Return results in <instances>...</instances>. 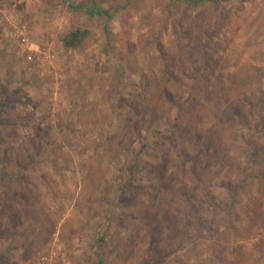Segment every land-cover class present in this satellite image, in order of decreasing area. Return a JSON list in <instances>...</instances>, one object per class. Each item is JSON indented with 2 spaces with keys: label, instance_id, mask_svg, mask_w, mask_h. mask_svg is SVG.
<instances>
[{
  "label": "rangeland",
  "instance_id": "obj_1",
  "mask_svg": "<svg viewBox=\"0 0 264 264\" xmlns=\"http://www.w3.org/2000/svg\"><path fill=\"white\" fill-rule=\"evenodd\" d=\"M259 149L264 0H0V264H264Z\"/></svg>",
  "mask_w": 264,
  "mask_h": 264
},
{
  "label": "trees",
  "instance_id": "obj_2",
  "mask_svg": "<svg viewBox=\"0 0 264 264\" xmlns=\"http://www.w3.org/2000/svg\"><path fill=\"white\" fill-rule=\"evenodd\" d=\"M91 12V16L93 15H101V16H107L108 17V12L103 9H98L94 8ZM90 32L87 29H82V28H76L75 30L70 31L65 35L63 38V44L65 48L67 49H79L82 48L88 38H89ZM229 83L227 82L226 86L223 87V91L225 93V96L230 100H236L241 97H243L249 87L250 83L249 80L245 81V79H240L238 77L234 78L232 74H229ZM256 155L261 156V165L263 167L262 171L260 174L264 173V150L260 149L257 151L256 150Z\"/></svg>",
  "mask_w": 264,
  "mask_h": 264
},
{
  "label": "built area",
  "instance_id": "obj_3",
  "mask_svg": "<svg viewBox=\"0 0 264 264\" xmlns=\"http://www.w3.org/2000/svg\"><path fill=\"white\" fill-rule=\"evenodd\" d=\"M57 257V253L52 252L47 256H42L36 262H33L31 264H54L56 262Z\"/></svg>",
  "mask_w": 264,
  "mask_h": 264
}]
</instances>
